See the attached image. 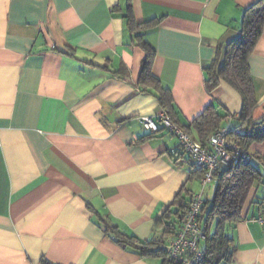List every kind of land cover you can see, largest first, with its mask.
Segmentation results:
<instances>
[{"label":"crops","instance_id":"0c3cea01","mask_svg":"<svg viewBox=\"0 0 264 264\" xmlns=\"http://www.w3.org/2000/svg\"><path fill=\"white\" fill-rule=\"evenodd\" d=\"M256 1L0 0V264H161L105 230L168 242L200 188L177 138L138 122L163 114L139 82L140 43L177 125L212 104L236 130L240 96L224 82L207 92L205 68ZM248 66L264 120V27ZM248 151L264 174V141ZM263 207L264 179L231 230L232 264H264Z\"/></svg>","mask_w":264,"mask_h":264},{"label":"trees","instance_id":"16d2710c","mask_svg":"<svg viewBox=\"0 0 264 264\" xmlns=\"http://www.w3.org/2000/svg\"><path fill=\"white\" fill-rule=\"evenodd\" d=\"M131 22L130 25H134ZM150 24L148 22L144 25ZM263 27L264 0H257L245 9L238 30V37L225 46L218 45L214 59L205 68L207 92H212L219 86L220 82H224L239 94L241 110L237 117V129H227L230 140L246 150L251 144L264 141V120L252 118V111L257 105V97L248 66V59L262 35ZM140 46L145 52V58L141 64L139 82L156 90L163 114L177 125L170 116L171 96L169 90L164 89L159 80L152 74L155 52L143 41H141ZM226 117V115L221 116L216 111V107L210 104L188 126H181V128L194 141L204 146L209 137L220 128L222 120ZM252 157L253 160L249 162L220 167L215 171L213 196L210 200H203L199 216L203 231V239L200 242L202 257L194 264H232L235 245L231 230L242 220L244 207L251 190L264 179V174L260 172L255 162V156L252 155ZM261 163L263 164V161ZM191 167L194 168L195 166L191 165ZM195 168L199 172L200 178L202 171L197 167ZM188 201L184 205H180L182 208L179 216L180 223ZM168 228L171 227L167 226L166 232L172 233V230ZM105 230L110 231L109 233L114 235L115 242L123 248L133 249L142 257L159 258L161 264H175L167 258L165 249L167 242L139 240L133 235L121 233L115 225H105ZM42 264L54 263L42 260Z\"/></svg>","mask_w":264,"mask_h":264},{"label":"built area","instance_id":"2783aa9c","mask_svg":"<svg viewBox=\"0 0 264 264\" xmlns=\"http://www.w3.org/2000/svg\"><path fill=\"white\" fill-rule=\"evenodd\" d=\"M138 122L142 129L149 133H158L161 126L177 138L179 153L186 155L192 165L202 171L199 179L202 190L209 184L214 185V173L218 168L253 160L248 150L230 140L227 128L217 129L203 146L194 141L179 125L172 123L165 114L156 118L139 117ZM202 190L191 195L182 213L179 230L165 246L168 260L175 264H194L202 257L200 242L203 239V231L199 222L203 205ZM254 220L264 226V207Z\"/></svg>","mask_w":264,"mask_h":264},{"label":"rangeland","instance_id":"374dc122","mask_svg":"<svg viewBox=\"0 0 264 264\" xmlns=\"http://www.w3.org/2000/svg\"><path fill=\"white\" fill-rule=\"evenodd\" d=\"M214 185L213 184H209V185H207L203 190L201 189V187L199 188V190L197 191V192H199V191H201L202 190V193H203V198L205 199V198H208V199H205V200H210L211 198H212V196H213V192H214ZM196 192V193H197Z\"/></svg>","mask_w":264,"mask_h":264}]
</instances>
